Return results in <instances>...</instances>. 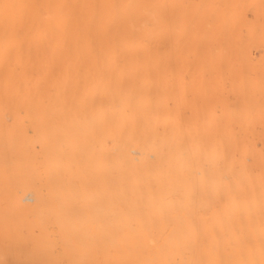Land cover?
Here are the masks:
<instances>
[{"label":"bare ground","instance_id":"obj_1","mask_svg":"<svg viewBox=\"0 0 264 264\" xmlns=\"http://www.w3.org/2000/svg\"><path fill=\"white\" fill-rule=\"evenodd\" d=\"M0 264H264V0H0Z\"/></svg>","mask_w":264,"mask_h":264}]
</instances>
